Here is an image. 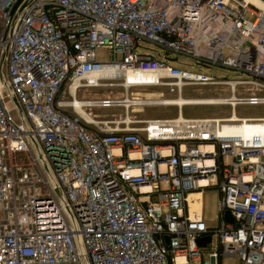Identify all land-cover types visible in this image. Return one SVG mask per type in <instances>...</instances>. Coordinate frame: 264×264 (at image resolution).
I'll use <instances>...</instances> for the list:
<instances>
[{
    "label": "built area",
    "instance_id": "built-area-1",
    "mask_svg": "<svg viewBox=\"0 0 264 264\" xmlns=\"http://www.w3.org/2000/svg\"><path fill=\"white\" fill-rule=\"evenodd\" d=\"M142 42L246 79L179 70L138 54ZM76 82L120 86L123 100L80 108L121 107L124 118L88 113L91 124L63 106ZM190 85L228 87L229 98L201 106L230 116L179 112L130 127L131 108L166 107L130 89L164 86L179 99ZM238 85L249 95L235 96ZM263 91L264 9L244 0H0V264H264V118H231L264 105ZM209 188L220 194L216 229L187 207ZM206 235L214 247L197 244Z\"/></svg>",
    "mask_w": 264,
    "mask_h": 264
},
{
    "label": "rangeland",
    "instance_id": "rangeland-1",
    "mask_svg": "<svg viewBox=\"0 0 264 264\" xmlns=\"http://www.w3.org/2000/svg\"><path fill=\"white\" fill-rule=\"evenodd\" d=\"M138 54L145 55L149 54L155 58L163 59L167 58L166 63L169 66L175 67L179 70L203 74L209 77H214L216 79H226V80H243L246 79L245 76L241 74L220 67V66H210L205 67L197 64L195 59L186 56H174L168 54L165 49L156 46L149 42H142L137 48ZM99 61L106 62L109 60V51L99 49ZM175 61V62H173ZM142 80L137 83L145 82ZM105 83V82H103ZM247 86L238 85L235 87V96H248L249 93L245 92ZM64 98H60V101H69L70 97L68 95V90L66 87L63 88ZM140 96H139V94ZM130 96H139L145 98H164V99H175L177 93H171L168 87H139L132 88L129 91ZM153 95L152 97H150ZM231 95L230 89L225 86H209V85H190L185 86L182 89L181 96L184 99L194 100V99H223L229 98ZM258 97H264V91L255 94ZM124 98V91L120 86L115 87H98V88H79L76 92V99L78 101H102V100H116L121 101ZM65 111L73 115V111L70 108L65 109ZM184 119H202V118H213V119H224L230 116L231 109L229 107L222 106H187L182 107L181 110L175 106H150L143 108H131L129 112L130 119L136 121L135 125H130L131 128H140L139 121L143 120H172L176 119L179 112ZM86 113H91V116L97 121H118L124 118L123 108H109L100 109L93 108L86 110ZM234 115L241 119H258L264 118V105L258 106H237L233 110ZM123 127V126H121ZM202 220L209 229H216L219 224V212L218 203L220 200V194L216 188H209L202 190ZM197 244L203 248H212L216 244V238L212 235H206L199 237L197 239ZM221 264H238L234 259H222Z\"/></svg>",
    "mask_w": 264,
    "mask_h": 264
},
{
    "label": "bare ground",
    "instance_id": "bare-ground-1",
    "mask_svg": "<svg viewBox=\"0 0 264 264\" xmlns=\"http://www.w3.org/2000/svg\"><path fill=\"white\" fill-rule=\"evenodd\" d=\"M250 4H252L253 6L259 8V9H264V6L252 1V0H244ZM110 71L109 70H104L101 72H95L91 75L90 80L91 79H95L96 77H99L100 75H105V74H109ZM128 78V83H137L140 82L142 80H146V78L144 77H138V76H133L131 74L127 75ZM101 87V86H100ZM103 88H107L105 85L102 86ZM79 86L76 83H74L71 88H70V94L73 95L74 93L77 92ZM140 95V94H139ZM153 95H151L150 97H152ZM149 98V96H148ZM223 99H194V100H188V99H184V98H179V99H164L161 100L164 104V106H175L178 108H181L184 105H202V104H220L222 102ZM68 104L63 105V106H67L70 108H74V112L80 116L83 120H85L88 123H95L92 121L91 117L80 108L81 104L83 103V101H78L76 98L74 101H69L67 102ZM127 103V102H126ZM231 118L236 119L237 117L234 115ZM253 127H248L245 130L241 131V133L247 135L253 132ZM189 207H190V211H191V217L195 218L199 213V207H200V196L196 195V196H190L189 198ZM199 217V216H198Z\"/></svg>",
    "mask_w": 264,
    "mask_h": 264
},
{
    "label": "crops",
    "instance_id": "crops-1",
    "mask_svg": "<svg viewBox=\"0 0 264 264\" xmlns=\"http://www.w3.org/2000/svg\"><path fill=\"white\" fill-rule=\"evenodd\" d=\"M181 98H183V97L181 96ZM187 106H194V105H184L182 107H187ZM181 108H180V110H181ZM180 113H181V111H180ZM196 195H199L200 196V207H199V212H198L199 214L195 218H193V219H196V218H201L202 219V197H203L202 190L201 191L193 192V193H191L188 196V198H187V207H188L189 215L191 217V211H190V207H189V198H190V196H196Z\"/></svg>",
    "mask_w": 264,
    "mask_h": 264
},
{
    "label": "water",
    "instance_id": "water-1",
    "mask_svg": "<svg viewBox=\"0 0 264 264\" xmlns=\"http://www.w3.org/2000/svg\"><path fill=\"white\" fill-rule=\"evenodd\" d=\"M252 1L264 6V0H252ZM225 219L227 220V222L233 223V220H232L229 212H225Z\"/></svg>",
    "mask_w": 264,
    "mask_h": 264
}]
</instances>
